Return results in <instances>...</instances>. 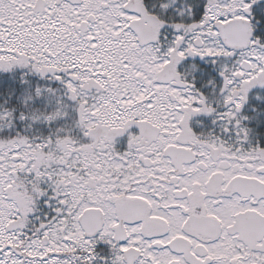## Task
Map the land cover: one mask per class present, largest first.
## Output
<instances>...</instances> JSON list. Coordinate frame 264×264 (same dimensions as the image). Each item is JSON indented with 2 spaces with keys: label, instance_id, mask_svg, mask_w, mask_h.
Segmentation results:
<instances>
[{
  "label": "snow or ice",
  "instance_id": "1",
  "mask_svg": "<svg viewBox=\"0 0 264 264\" xmlns=\"http://www.w3.org/2000/svg\"><path fill=\"white\" fill-rule=\"evenodd\" d=\"M0 264H264V0H0Z\"/></svg>",
  "mask_w": 264,
  "mask_h": 264
}]
</instances>
